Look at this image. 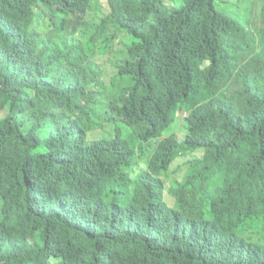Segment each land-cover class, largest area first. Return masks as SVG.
I'll use <instances>...</instances> for the list:
<instances>
[{
    "label": "trees",
    "instance_id": "16d2710c",
    "mask_svg": "<svg viewBox=\"0 0 264 264\" xmlns=\"http://www.w3.org/2000/svg\"><path fill=\"white\" fill-rule=\"evenodd\" d=\"M0 218V264H264V1L0 0Z\"/></svg>",
    "mask_w": 264,
    "mask_h": 264
},
{
    "label": "rangeland",
    "instance_id": "374dc122",
    "mask_svg": "<svg viewBox=\"0 0 264 264\" xmlns=\"http://www.w3.org/2000/svg\"><path fill=\"white\" fill-rule=\"evenodd\" d=\"M258 1L263 2L264 0H258ZM101 4L103 5V7H105L104 10L102 11V14L104 15V14H106V13H109L110 10H109V6H108V4H107L106 2H102V1H101ZM98 12H99V10H97L96 8H93V9L91 10L90 14H89V17H88L89 21L92 20V16H93L94 18H98V17H99ZM76 38H77L78 40H80L81 43H82V39H81V36H80V35H77ZM120 38H121L125 43H129V41H130V40H129V39H130L129 36H128L127 34H125V33H121V34H120ZM121 39H118L117 43H119ZM121 48H122V47L117 46V45L114 43V44H113V47H112V49H113V53L116 54V53L120 52ZM101 51H102V49H101ZM100 64H101V62H100ZM105 66H106V68H107L108 71H109V75H108V77H107V80H108V83H109V84H107L106 89H109V90H110V89H113L112 84H113V80H114L115 77H116L117 72L113 69V67H112V65H111V63H110V57L106 59ZM56 74L58 75V72H57ZM186 127H187V126H186V112H185V111H181L180 114H179V117H177V122L173 125V127H172L168 132H166V133L163 135V140H165V139H169V138H170L171 136H173V135H177V136H179V137H184V136L186 135ZM184 128H185V129H184ZM154 144H155V142H152V143H151V146H153ZM153 150H154V149H150V152H148L149 157L152 156V154H153ZM203 154H204V151H203V150H198V151H196V152H192V153H191V157H202ZM181 164H184V161H182ZM177 166H179V164H174V165H173V169L177 168ZM185 172H186V169L183 170V171L180 173V178H181V179L184 178V176H185ZM166 183H167V185H169V181H168V180H166ZM165 201L170 205V203H169V197L167 196V193L165 194ZM170 206H171V205H170ZM173 206H174V205H173ZM173 206H172V208H173ZM0 221H1V218H0ZM253 228H254V226L251 225V223H248L245 227H243V228L240 230V234H241L243 237L248 238V239H257L258 236L256 235L255 232L252 231ZM260 236H262V234H261Z\"/></svg>",
    "mask_w": 264,
    "mask_h": 264
},
{
    "label": "clouds",
    "instance_id": "9594fccd",
    "mask_svg": "<svg viewBox=\"0 0 264 264\" xmlns=\"http://www.w3.org/2000/svg\"><path fill=\"white\" fill-rule=\"evenodd\" d=\"M181 112V111H180ZM180 112L179 113H177V117H179V114H180ZM156 143V142H155Z\"/></svg>",
    "mask_w": 264,
    "mask_h": 264
}]
</instances>
